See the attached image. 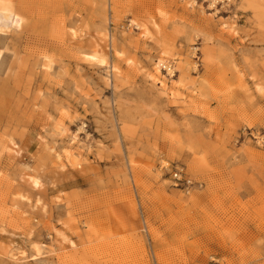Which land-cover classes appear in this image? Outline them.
Wrapping results in <instances>:
<instances>
[{"label":"rangeland","instance_id":"374dc122","mask_svg":"<svg viewBox=\"0 0 264 264\" xmlns=\"http://www.w3.org/2000/svg\"><path fill=\"white\" fill-rule=\"evenodd\" d=\"M10 3L0 264H264V0Z\"/></svg>","mask_w":264,"mask_h":264},{"label":"bare ground","instance_id":"6f19581e","mask_svg":"<svg viewBox=\"0 0 264 264\" xmlns=\"http://www.w3.org/2000/svg\"><path fill=\"white\" fill-rule=\"evenodd\" d=\"M20 21H21V18L13 10L11 3H10V0H0V34L7 32L8 29L15 24L17 26ZM101 36H104L106 39L107 38L110 39L109 36H107L105 34L101 35ZM111 48L116 55V51L113 49V46ZM81 55L84 57V60H86L87 62H90L92 64H95L99 67L103 68V67L108 66L106 56L104 54L100 53L97 50L96 46H93L88 54H81ZM107 68H110V67H107ZM111 68H112V66H111ZM29 183L31 184L32 188H35L38 185L37 180L34 178H29ZM19 200L20 201H27V202L29 201L26 197H24L22 195H19ZM38 204H39V201L37 199H35L34 204H33L31 209L36 208L38 206ZM33 249L35 250V248H33ZM36 250L39 251L40 249L36 248ZM37 254H39V252Z\"/></svg>","mask_w":264,"mask_h":264},{"label":"built area","instance_id":"2783aa9c","mask_svg":"<svg viewBox=\"0 0 264 264\" xmlns=\"http://www.w3.org/2000/svg\"><path fill=\"white\" fill-rule=\"evenodd\" d=\"M173 179L176 183H184L187 187H189L190 185V181L188 179L185 178L184 174H183V170L180 168H175L174 169V173H173Z\"/></svg>","mask_w":264,"mask_h":264}]
</instances>
